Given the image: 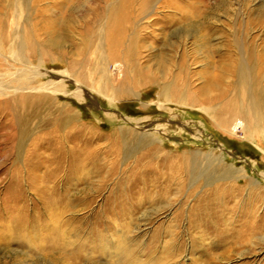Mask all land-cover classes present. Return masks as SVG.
Instances as JSON below:
<instances>
[{"label":"rangeland","instance_id":"1","mask_svg":"<svg viewBox=\"0 0 264 264\" xmlns=\"http://www.w3.org/2000/svg\"><path fill=\"white\" fill-rule=\"evenodd\" d=\"M125 1L131 2L137 16L130 25L137 32L136 58L150 77L148 81L142 77L144 84L133 89V96L114 98L110 89L99 92V70H105L102 76L114 85L125 69L112 62L102 29H107V16L123 0H0V106H5L0 107V216L17 228L23 221L29 223L16 234L29 237V247L0 245V264H121L123 258L113 256L118 243L127 245L138 264H264V239H259L264 231L256 234L253 246L242 248L230 234L248 221L238 209L224 211L227 226L195 211L199 201L213 198L214 190L230 181L209 185L199 179L180 187L176 178L166 189L171 160L145 156L159 148L180 172L183 155L209 157L220 166L243 169L244 178L233 177L239 193L229 198L228 206L255 203V221L264 226V66L262 71L256 68L264 60V0H147L146 6L142 0ZM97 12L104 23L99 44H92L86 32L95 26ZM199 12L207 15L203 22L208 28L202 33L210 36L203 45L183 26L184 18ZM235 38L239 43L233 42ZM244 48L254 51L263 99L257 113L263 122L249 134L242 131L244 125L231 134L214 120L224 106L207 104L201 91L219 78L225 88L232 80L225 66L239 59L227 53L232 50L243 57ZM121 51L118 58H123ZM86 67L87 76L81 81ZM162 69L169 70L163 79L175 78L186 101L159 99L156 81L161 80ZM177 85L170 88L176 90ZM51 86L53 93L46 90ZM26 96L45 100L23 123L27 134L14 153L13 134L17 136L18 129L13 133L7 117L10 108L27 116L28 104L22 107L18 102ZM248 100L237 95L235 104L239 107ZM206 106L213 112L206 113ZM63 107L77 119L55 138L66 140L65 146L49 151L44 139L58 132L55 121ZM145 132L154 143L126 158L122 139ZM91 151L98 158L82 170L80 164L92 157ZM72 161L76 168L70 167ZM205 162L200 161V168ZM153 169H162V175L143 176V171ZM96 237L108 239L106 255L95 253Z\"/></svg>","mask_w":264,"mask_h":264},{"label":"bare ground","instance_id":"2","mask_svg":"<svg viewBox=\"0 0 264 264\" xmlns=\"http://www.w3.org/2000/svg\"><path fill=\"white\" fill-rule=\"evenodd\" d=\"M141 2H142L141 3L142 5L146 6L147 0L145 1L142 0ZM130 3L131 2L129 1L126 2L125 0H123V2L118 7H115L114 9H112L113 11L110 12L111 14L109 13V16H107V19L105 20L107 24V29H105V31H103L102 29V24L104 23L103 22L104 20H102L101 18V13L97 12L95 14L96 17H94L95 26L92 25L90 29L86 32V36L88 37V39H90L92 44L94 42L99 44V38L101 37V32H99V29H102L103 34H105L104 37H105L106 46L109 47L108 51L111 54L112 62L117 65L122 66L125 69L123 71L124 77H122V80H117V82L114 85L112 84L108 85L107 80H105V77L102 76L105 70H99L100 71L99 75L101 76L100 82L97 84L99 92H101L100 89H104L107 91H109L108 89H110V92L114 98L133 96V89L139 88L140 86L144 84L142 81L143 80L142 77L146 78L145 81H148L150 77L149 75L145 74V72H143L136 58L135 46L137 44L136 43V40H137L136 33L137 32L134 31L136 30V27L133 28V27H130V25L132 24V22H134V18H136L137 16H134V13L131 11ZM222 4H223L222 1L219 2L217 8H220ZM206 19H207V15H205V13L199 12L192 17L184 18V21H183L185 32L193 33L196 39V42L201 43L202 45L204 44V42H206L210 38V36H208V33L207 34L202 33V31L205 28H208L207 25L204 26L206 23L203 22V20H206ZM130 36H132L131 40H129ZM238 40L235 38L233 42L237 44L239 43ZM245 46L252 47V44L246 43ZM120 51L123 54V58H118L117 56V53L119 54ZM253 53L254 51L244 48L243 57L241 56L239 57L236 55L234 51L232 50L228 51L227 57L234 56V57L239 58L234 61L232 60L230 64L225 66V68L227 69L226 73H229L232 76L231 82L225 88H223L220 85L221 79L219 78L216 80V84L207 83L206 85L202 86L201 96H203V99L204 101L207 102V104L212 105L214 103H217L219 106H224V108H221V107L216 108V109L221 108L220 111L219 112L217 111L216 112L217 114L214 115L216 126L224 131H227L228 133L230 132L231 134L234 133V130L238 127V125L240 126L244 125L246 129L242 127V131H244L245 134H249L253 132L254 130H257L259 126H261V123L263 122V119H262L263 117L257 113V109L259 108V106H262L261 104H262L263 99L261 98V94L258 92L261 90L262 86L260 85V82L258 80L259 74L257 73L256 68L258 71H262V68L264 66V60H260V64L258 63L259 65L254 69L253 66H255L257 63H255V60L253 58ZM16 56L20 57L21 56L20 52L17 53ZM181 66L183 67L182 64ZM102 69L104 68L102 67ZM168 71L169 70L167 69L166 70L162 69V71H160V74H163L160 76L161 80L156 81V84H158V87L160 90L158 97L159 99H162L163 102L166 101L170 103L180 104L181 101H186V100L183 99V92H181L182 90L177 85L175 78H173L172 81L171 80L167 81L163 79L164 76L168 74ZM87 72H88V67H86L80 73L81 75H79V79L81 81H83L85 76H87ZM254 72L256 73L255 76L253 75ZM175 77H178V76L176 75ZM172 83H175L178 89L174 90L173 88H170V85ZM54 87L55 86H51V88H47L46 90L52 92ZM212 93H215V96L214 97L212 96L214 99L210 98V95ZM241 94L246 95L249 100L245 104L242 103L241 106L237 107L235 104L236 97L237 95H241ZM252 95H255L256 97L254 98L252 97ZM44 100H45V97L43 98L39 96H29V97L26 96V97L19 98L18 99V102L20 104L19 106L24 107L25 105L28 104L27 109H26L28 113L27 116L17 114L18 108L16 110L12 108L9 109V114L7 118L10 121L8 122V124L12 128L13 133L16 128L18 129V135L16 136L13 134L14 141H13L12 146L14 149V153L17 151L18 148H20L22 141L25 138V135L27 134V130H26L27 124H23V123L28 122L30 117H33L36 115V110L44 102ZM0 107L5 109L4 105ZM208 111L213 112V110L209 106H206L205 112L208 113ZM58 113L59 114L57 116V120L55 119L58 132L57 130L56 132L55 131L50 132L48 135V138L44 139L46 140L45 141L47 145L46 149L49 151L54 150V149L60 150L63 148V146H65L66 140L64 141L62 139V141L58 142L57 140H55V138L62 137L60 133L63 130H65L66 126L70 127V125L75 121V119H77L76 114L73 111L65 107L61 108L58 111ZM14 121L16 122V124ZM230 127L232 129L229 131L228 128ZM133 134L129 135L130 138L127 139V141H125V139H122V143L124 146L123 154L126 158L132 156L136 150L140 149L141 147H144L146 144H149V143L151 144V143H154L155 141V139L153 140V136L149 132H145L142 135L136 134V136L135 135L133 136ZM154 149H155L154 152H151V153L149 152L148 154L145 155L146 159L156 158L159 155H162V161L171 160V165L166 167V170L169 172L168 174L169 177L166 179L164 183V186H166V189L169 188L167 184L176 180V178L179 179L178 180L179 182L177 184L180 187H183V183L185 181L189 183L191 182L193 183V182H197L199 179H203L206 183H209V185L218 180L230 181L227 183L226 186H223L222 188L217 187L213 192V195H214L213 198L211 199L205 198L203 199V201H199L200 203L197 207V210L195 211H197V213L200 215H209V218L213 219V222L215 223L222 222L225 224L226 213H224V211H226L227 214H230L233 212L234 209L235 210L238 209V211H240L241 213V216L247 217L246 219H248V221L244 223L243 225H241L239 228L230 230L231 231L230 234L232 238L235 239L236 246H238L239 248L251 246L252 241L254 239H257L256 234H258L261 231H264V226L260 225L257 221H255L256 219V216H255L256 204L255 203L252 202L253 204L251 203V204H247L244 206L243 201H242V205L240 206L235 203H234L235 205L233 204L232 208H229L228 206V204L231 202V200L229 201V198L231 196L233 197L234 194L239 193V189L235 186L236 185L235 182H233L234 180L233 177L236 174V175H239L240 178H244L246 176V173L243 169H236L232 166H225V167L220 166L219 164H215V161H213L212 158H209V157L208 158L203 157L200 160L196 157H188V156L183 155L179 157L180 159H182V162L184 164L183 168L181 169L182 171L180 172V168L177 167V165L172 164L173 159L171 158L169 159L163 156V154L160 153L161 150H159V148L158 149L154 148ZM118 152H119V149H116V153ZM69 153L71 154V151ZM91 155H92L91 158L82 160V163L80 164L81 165L80 167L82 170H87V167L89 165L91 166L94 165V162L98 157L95 158L96 154H93V153ZM74 157L75 156H73V158ZM204 160H206L205 167L200 168L199 163L200 161H204ZM69 164L71 168L73 167L76 168L77 166L76 161L69 162ZM142 174L143 176L151 175V174H157L161 176L162 169H153V170L143 171ZM139 176H141V174H139ZM14 179H15V184L17 185L13 184V187L15 189V193H17L19 192L17 191L19 186L17 182L16 173L14 174ZM237 180L238 179L236 178V181ZM250 185L259 189L256 183H250ZM252 191L254 192V190ZM15 193H13L14 195L12 199L14 201L16 200V197H17ZM249 193H250V190H249ZM65 195L67 196V192L65 193ZM69 197L70 195L67 197V199H69ZM224 197H226V201L224 200L225 199ZM5 221H6L5 217L0 216V229H3L4 231V234H0L1 247H3L4 249H9V246L15 243L19 248H28L29 247L28 246L29 237L16 236V234L18 233V231L20 232V231H23L25 228H28L29 223L27 221H23V223L17 228V227H13V226H9L5 224ZM58 230L56 228L57 235L59 234ZM99 233L101 232H98L97 236H99ZM259 239L263 240L264 237H261ZM97 240H96L97 243L93 244L95 253H97L98 255H106L110 250V247L108 246L109 244L108 239L107 240L104 239L107 242H105L102 239V237L98 238ZM129 252L130 251L127 245L118 243L115 247L113 256H118V257L123 258L121 261L122 262L121 264H138L139 261L136 260L135 258L133 259V257L129 254Z\"/></svg>","mask_w":264,"mask_h":264}]
</instances>
